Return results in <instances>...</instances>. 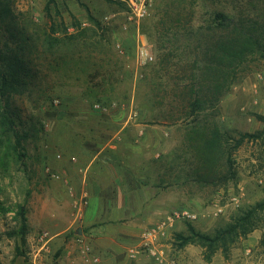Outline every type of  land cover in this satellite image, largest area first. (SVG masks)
I'll use <instances>...</instances> for the list:
<instances>
[{
    "label": "rangeland",
    "instance_id": "obj_1",
    "mask_svg": "<svg viewBox=\"0 0 264 264\" xmlns=\"http://www.w3.org/2000/svg\"><path fill=\"white\" fill-rule=\"evenodd\" d=\"M127 1L13 0L16 27L9 31L15 38L4 30L0 35L2 43L14 42L20 37V31L35 37L40 30H48L50 24H55L57 38L81 31L91 34L95 30L104 40L86 39L77 46L81 58L85 54L92 56L89 65L68 59L66 65H57L51 57L38 53L41 57L33 59L38 75L35 89L13 97L8 103L7 110L15 115L17 123H21L19 129L27 132L28 137L23 144L26 157L18 160L11 148L13 139L0 133V264H64L56 263L58 255L49 253L51 235L46 223L38 227L35 219L36 209L45 207L43 213L50 214L46 205L50 194L63 196L61 188L48 187V179L61 181L71 202L81 197L82 204L85 192L77 196L63 179L64 154L78 151L82 140L88 138L103 143L101 134L117 132L123 122L128 126L132 121L157 138V145L152 149L155 157L149 163L163 177V205L157 222L146 226L121 255L122 261H126L122 264H264V44L260 51L241 61L216 107L208 108L202 115L227 134L234 178L225 183L199 185L187 177L194 168L190 162L195 158L186 143V123L173 124L169 113L162 112L172 104L180 107V101L173 96L179 92L172 91L170 77L189 76L194 55L181 39L179 51L158 66L161 56L170 53L168 48L161 49L154 29L159 18L155 9L163 0H133L147 5V15L140 19L130 15ZM224 1L225 4L214 7L208 2H197L192 26L204 27L206 12L211 8L232 10L237 5L236 0ZM250 2L264 11V0ZM256 8L251 18L258 19L255 14H262ZM36 28H39L37 32ZM261 31L264 40V28ZM91 43L99 45L92 50ZM140 49H146L152 60L141 62L137 55ZM106 51L112 61L110 67L103 65L101 73L108 68L110 80L90 79L88 74L98 71L99 58ZM66 52L65 55L72 53L69 49ZM194 54L198 55L199 51ZM201 56L200 53V59ZM77 57L74 56L75 60ZM203 65L200 64V70ZM153 84L159 85L156 90ZM3 112L4 104L0 103V115ZM85 143L90 147L91 141ZM23 204L27 209L28 233L21 239L12 232L18 228L15 212ZM183 212L194 217L182 218ZM162 222H165L163 230L152 246L155 254L140 251L142 233ZM232 225L235 229L226 241L216 240L213 244L196 237L198 234L212 240L221 237L223 229ZM43 233L49 237L44 249L39 242ZM179 237L186 238L184 246ZM130 249L137 250L134 258L127 254Z\"/></svg>",
    "mask_w": 264,
    "mask_h": 264
},
{
    "label": "trees",
    "instance_id": "obj_2",
    "mask_svg": "<svg viewBox=\"0 0 264 264\" xmlns=\"http://www.w3.org/2000/svg\"><path fill=\"white\" fill-rule=\"evenodd\" d=\"M223 1L163 0L162 4H159L155 9V15H159V18L155 22L154 29L161 42V49L168 48L170 50V53L161 56V62L158 66H162L170 55L179 51L178 42L181 39L185 40L186 47L191 50L189 53L194 55L189 76L184 79L175 76L170 77L173 83L172 91L179 92L178 95L174 94L173 96L175 97L174 100L180 101V107L172 104L170 107L162 109V112L169 113V119L173 124H177V122L186 123L188 127L186 143L189 144V150H192L195 158L194 161L190 162L194 168H191L192 170L188 172L187 177L188 179L191 177L199 185H215L234 178V163L231 160L232 150L227 148V134L220 131L214 121L209 122L207 119H203L202 115L207 112L208 108L214 109L216 107L217 102L227 90L226 84L229 78H233L234 70L241 61L248 55L255 53L256 50L260 51L264 44L261 31V28L262 30L264 28V11L256 8L257 5L252 4L250 0H236L237 5L232 10L211 8L206 12L207 20L204 27L192 26V16L198 7L197 2H208L214 7L216 4H225L226 1ZM12 3L13 0H0V35L5 30L4 32L8 33L11 38H15V35L9 31L16 27ZM255 8L257 11H263L262 14H255L258 19L251 18ZM37 29L39 28H36V32ZM55 32V24H50L48 30H40V33L35 34V37L20 31L18 32L20 37L14 42L5 41L2 43L0 38V103L4 104L5 111L0 115V133L2 132L13 139L14 143L11 148L13 153L18 155V160L26 157V148L23 144L28 133L19 129L21 123H17V118L7 108L13 97L26 95L35 89L38 75L34 70L33 59L36 56L41 57L38 54L41 53L51 57L57 65L60 63L66 65L67 59L82 62L84 65L90 64L92 56L85 54V57L81 58L82 54L77 52V46L86 39L95 40L98 37L100 40H104L103 36L98 35L95 30H91V34L81 31L72 35L63 34L58 38L54 36ZM96 45L98 46L99 43ZM96 45L91 43L89 49H95ZM68 49L72 53L65 55ZM195 51H199V54H194ZM200 53L202 59L199 57ZM75 55H78L77 60L74 58ZM99 59L101 64L97 68L98 71L89 73L88 77L90 79L101 77L103 81L110 80L111 75L107 71L108 68L105 70L106 72L101 73L104 69L103 65L107 67L111 65L112 59L109 52L102 53ZM203 63L204 65L200 70V64ZM106 76H109V79ZM185 79L187 81H184ZM176 80L182 81V84ZM95 86H101V84ZM158 86L153 84L154 90ZM160 104L162 105V103ZM191 143L195 145L193 146ZM222 159L225 160L220 165ZM22 165L24 166V163ZM221 168L224 169V172L219 171ZM26 214L25 204L19 205L15 212L18 228L12 232V235H17L21 239H24L28 233ZM244 221V219L239 220L235 227H239L240 223ZM235 227L232 225L223 229L221 237L217 236L212 240L198 234L196 237L207 243L213 242V244L216 240L226 241V237L233 233ZM189 231L192 232L191 227H189ZM179 238L183 242L181 245L184 246L186 238Z\"/></svg>",
    "mask_w": 264,
    "mask_h": 264
},
{
    "label": "crops",
    "instance_id": "obj_3",
    "mask_svg": "<svg viewBox=\"0 0 264 264\" xmlns=\"http://www.w3.org/2000/svg\"><path fill=\"white\" fill-rule=\"evenodd\" d=\"M130 123L101 134L103 143L81 139L78 151L64 154L63 179L77 196L85 192L82 204L81 197L71 202L61 181L48 179V187L61 188L63 196L50 194V214L43 213L45 207L36 209L35 219L38 227L46 223L49 228L48 250L58 255L56 263L80 264V242L91 248L100 264L125 263L121 255L127 247L160 218L163 177L149 163L157 138L142 125Z\"/></svg>",
    "mask_w": 264,
    "mask_h": 264
},
{
    "label": "built area",
    "instance_id": "obj_4",
    "mask_svg": "<svg viewBox=\"0 0 264 264\" xmlns=\"http://www.w3.org/2000/svg\"><path fill=\"white\" fill-rule=\"evenodd\" d=\"M127 6L130 9V15L134 16L136 19L143 18L147 15V5L140 3L136 4L135 1L133 0H128L127 1ZM138 59L141 62H148L152 60V56L146 49H140L138 51ZM180 217L177 215V218ZM182 218H193L194 216L191 214H188L187 212H183L181 214ZM174 219V218H173ZM165 225V222H162L161 224L157 225L156 227L146 230L145 232L142 233L141 235V244L139 246V250H149L152 255L155 254V252L152 250V246L154 245V239L158 237L160 234V231L163 230V226ZM49 240V237H47V233H43L40 236L39 242L42 243L41 248H46L47 242ZM154 253H153V252ZM79 253L81 257V264H99L100 260L99 258L91 251V248L82 242L79 243ZM128 256L130 258H134L135 255L137 254V250L135 249H130L127 252Z\"/></svg>",
    "mask_w": 264,
    "mask_h": 264
}]
</instances>
